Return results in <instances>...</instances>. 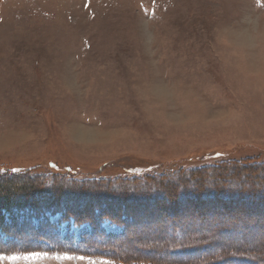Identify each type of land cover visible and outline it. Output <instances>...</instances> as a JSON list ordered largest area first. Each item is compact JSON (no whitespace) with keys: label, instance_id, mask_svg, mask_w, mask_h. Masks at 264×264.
Returning a JSON list of instances; mask_svg holds the SVG:
<instances>
[{"label":"rangeland","instance_id":"rangeland-1","mask_svg":"<svg viewBox=\"0 0 264 264\" xmlns=\"http://www.w3.org/2000/svg\"><path fill=\"white\" fill-rule=\"evenodd\" d=\"M237 163L264 166V0H0V175L98 184V199L69 206L120 209L98 224L20 216L19 241L4 242L54 250L7 243L0 264H171L170 240L182 235L214 242L180 260L229 245L264 264V197L255 209L128 193L145 179ZM107 184L126 193L119 204ZM25 198L12 201L42 200ZM95 233L115 239L105 258L82 255Z\"/></svg>","mask_w":264,"mask_h":264},{"label":"trees","instance_id":"trees-1","mask_svg":"<svg viewBox=\"0 0 264 264\" xmlns=\"http://www.w3.org/2000/svg\"><path fill=\"white\" fill-rule=\"evenodd\" d=\"M264 170L263 165H258L255 163L249 164H230L225 166L218 167H207L206 169H198L194 171L180 172L173 178L170 177H154L152 179H145L143 181V189H135L131 193L134 197L139 198H148L149 195L159 197H179L188 193L190 196L200 197L206 196L205 200H213L219 203H225L227 205L236 204L238 202H248L250 208H257L259 205V200L263 202L260 198L264 197V184L258 185V180L260 177L256 175V170ZM232 171L229 173V171ZM228 171V172H227ZM244 176L247 174V178L243 177L238 179L239 175ZM209 175V177L207 176ZM259 178V179H258ZM54 180V179H53ZM53 181L52 186H44L45 182L37 177L36 175H26V174H17L16 176H9L2 178L0 175V249L4 251V246L7 243L12 244L13 249H20L21 251H53L51 249L52 245H40V246H31L30 242L33 243L32 239L29 238V241L26 245L20 246L17 242L22 236L21 232H24L25 226L18 223L20 216L25 217L26 221L31 219H37L41 221H46L48 219L47 214H57L61 213L65 219H73L75 224H80L84 222H92L98 224L99 221L103 220L104 214L110 213V215H118L119 210L108 209V212H104L103 209L100 210V214H95L94 206H87L89 211L78 210V208L70 207L69 203L77 204L80 201L88 199H98L101 195V192L91 191L92 189H97L98 184L87 183L83 185H78L75 183H70L65 181V179H60L62 181ZM64 180V181H63ZM263 180V179H262ZM261 181V180H260ZM264 181V180H263ZM262 182V181H261ZM57 183V184H56ZM136 185L135 182L132 183ZM106 195L110 200H113L115 204H119V200H123L126 196V193L119 191L118 189H111L109 185L106 186ZM91 189V190H90ZM175 189L176 194L170 195V190ZM109 190V191H108ZM108 191V192H107ZM104 194V193H103ZM21 195L23 198L31 197L34 198L42 197L40 201L32 202L25 201L24 199L21 202L14 203L13 198ZM163 195V196H162ZM152 196V195H151ZM48 197V198H47ZM221 198V199H220ZM26 199V198H25ZM68 200V201H66ZM92 200V201H95ZM258 201V202H257ZM29 202V203H28ZM85 203V202H84ZM260 203V202H259ZM157 204V203H156ZM87 205V204H85ZM105 206H110L107 203ZM100 209V208H99ZM124 210V214H125ZM90 212V213H89ZM123 214V223L128 226V222L135 224V220L132 219L129 215L125 216ZM115 220V219H114ZM119 220V219H117ZM43 221V222H44ZM120 221V220H119ZM48 227L52 228L54 225L47 223ZM27 227V226H26ZM129 228V227H128ZM127 229V226H126ZM129 230V229H128ZM126 231V230H125ZM32 232H38L36 238H41L40 233H43L41 228L33 229ZM128 231L123 232L121 239L128 237ZM6 237L14 238L17 242L7 240L4 242L3 235ZM96 236H93L91 239L87 240L84 243L86 252H83L82 255L86 256H99L104 257L103 254L108 253L107 249L111 247L112 243L115 241L111 237L106 235H101L95 233ZM186 237V238H183ZM98 238H103L105 241H99ZM171 239L173 241L172 246H174V251L172 254L175 257L184 256L186 254H192L201 250L202 252L208 250L213 245V240L209 238H203L202 236H193L191 239H188L187 236L182 235V237H174ZM46 239V238H45ZM170 239V238H169ZM52 240V239H50ZM102 245H98V241ZM177 240V241H175ZM197 241V242H196ZM105 243V244H104ZM156 250V249H154ZM247 250V249H245ZM252 250H257L252 248ZM247 250V251H252ZM245 251V252H247ZM241 251H237L234 246H224V249H220L218 252L211 253L208 255L192 256L187 259L180 260V258H173L170 261L171 264H258L263 259L261 254H249L242 256ZM76 253V252H75ZM103 253V254H102ZM243 253V251H242ZM250 253V252H248ZM138 256L137 254H133ZM108 258L110 256H107ZM185 258V257H184ZM153 261L161 262V258H156ZM137 263V262H134ZM169 263V262H167ZM163 264V263H162Z\"/></svg>","mask_w":264,"mask_h":264},{"label":"bare ground","instance_id":"bare-ground-1","mask_svg":"<svg viewBox=\"0 0 264 264\" xmlns=\"http://www.w3.org/2000/svg\"><path fill=\"white\" fill-rule=\"evenodd\" d=\"M227 242V241H226ZM251 242V241H250ZM131 257V256H130Z\"/></svg>","mask_w":264,"mask_h":264}]
</instances>
